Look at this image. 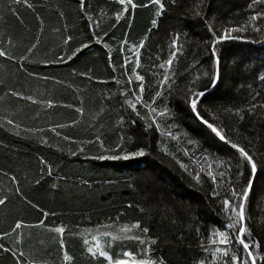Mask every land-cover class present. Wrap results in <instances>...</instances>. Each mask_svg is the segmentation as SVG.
<instances>
[{"label": "trees", "instance_id": "16d2710c", "mask_svg": "<svg viewBox=\"0 0 264 264\" xmlns=\"http://www.w3.org/2000/svg\"><path fill=\"white\" fill-rule=\"evenodd\" d=\"M29 2L34 5L32 8L0 0V48H6L17 58L15 61L0 58V196L9 197L6 205L0 206V234L9 231L17 219L29 225L38 221L46 226L62 225L66 227L63 238L66 250L74 257L73 264H93L82 254L81 240L69 233L97 223L139 220L142 226L149 227L151 236L159 237L153 246L155 255L166 264H194L206 256L210 259L201 244H208L207 237L213 229L230 231L224 227L226 218L217 212L227 189L224 184L214 185L203 173L201 183L196 184L173 157L195 172L199 171L196 161L203 163V157L207 156L215 172L226 173L225 184L229 176L235 178L240 157L229 145L213 138L184 104L189 81L200 76L196 87L203 90L207 86L205 102L200 105L202 115L222 128L233 142L255 154L257 172L246 216L250 217L253 239L261 245L253 251L264 252V109H258L243 122L225 111L264 103L261 82L264 35L249 29L235 33L241 39L217 47L222 53V79L212 88L202 75L211 68L204 43L210 37L204 23L193 17L198 0H176L175 6L171 0H164L166 10L161 17L154 16V6L135 9L129 6L119 21L115 12L123 6L115 0H85L84 12L79 0ZM134 2L140 5L147 0ZM251 2L204 0L201 16H206L217 30L237 26L255 10L248 8ZM260 7L257 5V9ZM87 15L93 19L88 20ZM153 18L158 21L157 27L151 24ZM257 23L264 25V21ZM177 31L181 33L183 52L173 62L175 75L171 79L175 85L166 84L163 90L166 99L156 104L162 109L166 103L171 114L157 118L159 132L155 125L145 132L147 122L138 119L119 95L120 91L137 85L134 78L128 84L131 68L135 67L128 48L145 40L138 72L145 77L144 100L150 102L158 87L157 80L163 78V70L151 65L167 59L171 34ZM68 36L71 40L65 45L63 40ZM96 36L103 37L102 43L95 42ZM9 39L11 44L7 43ZM121 41L127 42L123 51ZM33 43L37 46L28 59L19 61V56ZM81 44L88 46L68 60L67 56ZM109 55L115 71L109 66ZM157 56L161 61L156 60ZM124 57L130 59V64L121 67ZM153 72L157 75L153 76ZM22 97H32L38 102ZM39 101H51V107ZM77 108L83 112H77ZM139 111L147 115L148 109ZM8 120L13 124L8 125ZM56 125L64 127L55 128ZM169 131L177 140L166 134ZM189 140L194 144L190 145ZM118 143L125 151L144 147L146 154L128 160L92 158L120 154V149L115 153L106 151L115 149ZM78 148L83 151H77ZM162 149H167L168 154ZM185 150L188 155H184ZM213 157L222 162L219 168ZM42 159L45 165L40 164ZM47 165L52 167L51 176L46 174ZM42 169L44 178L37 184ZM12 176L18 179V184L10 182ZM213 188L220 192L218 198L212 197ZM20 232L21 245H15V234L0 238V244L24 252L20 258L23 264L33 259L60 264L59 245L53 240L56 234L35 227H25ZM125 249L138 250L135 242H119L113 252L122 253ZM15 260L11 253L0 250V264H15Z\"/></svg>", "mask_w": 264, "mask_h": 264}, {"label": "snow or ice", "instance_id": "6c2138e0", "mask_svg": "<svg viewBox=\"0 0 264 264\" xmlns=\"http://www.w3.org/2000/svg\"><path fill=\"white\" fill-rule=\"evenodd\" d=\"M115 2L121 6H123L120 10L115 12V19L119 21L122 16H124L125 12L128 10L130 6L131 9H135L139 7H148L149 5L155 7L154 16L161 17L165 10L166 4L164 0H147V3L137 5L134 0H115ZM23 4L25 7L32 8L34 5L29 2V0H10V5L15 6L19 4ZM81 11L84 12V4L85 0H79ZM171 4L173 6L176 5V0H171ZM204 4V0H198V3L194 6L195 11L193 13L194 18H199L201 22L204 23L207 33L210 37V40L204 41L207 46L209 52V59L211 60V68L209 71L203 72L202 75L206 77L212 87H216L218 82L222 79V53L217 51V47L226 42L236 41L241 39L239 35L235 33L245 32L247 30H251L253 32L261 33L264 35V25H260L258 21H264V0H252V2L248 5L249 9H255L251 12L250 15L247 16V19L244 23L239 24L237 26H225L222 30H217L210 22L207 21L206 16H201V6ZM257 5L261 7L257 9ZM11 7L9 11H11ZM88 20H92V15H87ZM151 24L154 27L158 26L157 19L153 18L151 20ZM98 26V25H97ZM92 27V25H89ZM115 27V25H113ZM107 33H105V36ZM172 38L170 40L169 45V55L167 59L161 61L159 56L156 57L157 61H161L160 63H153L151 65L152 68L163 70L162 76L163 78L157 80V88L154 91V94L151 95L150 102H146L144 100V92H145V77L139 74L138 69L140 68V50L145 45V40L141 39L138 44H133L130 48H128L129 52L133 53L135 59V67L131 68V75L128 79V84H132V79L134 78L137 82V85L133 88H126L123 91H120L119 95L124 97V105L131 109L133 113L137 116L138 119L146 121L147 127L145 128V132H147L148 128L153 127L155 125V130L159 132L161 130L160 127V119H163L166 115L171 114V110L168 108L165 103L162 109H158L156 104L159 101H163L166 99L164 96V87L166 84L175 85V81L171 79L174 72H172L173 62L178 57V55L183 52V45L180 43L181 33L179 31L171 34ZM184 36L187 37V33H184ZM71 37L68 36L63 40V43L68 44ZM103 37L96 36L95 42L97 44L102 43ZM8 44H11V40L7 41ZM126 41H121V51L124 50V46L126 45ZM37 44L33 43L31 47L27 48V52L24 55L19 56V61L23 62L28 59V54L32 53L36 48ZM87 44H81L80 47H77L75 50L71 52V55L67 56L68 60H71L78 53L81 52L83 48H86ZM104 47L108 48V44L104 43ZM0 58H5L7 60L15 61L17 58L10 55L6 48H0ZM59 59V58H58ZM130 64V59L128 57L123 58V64L121 67L127 66ZM109 66L113 68L115 71V66L111 63V55H109ZM128 75L127 72L124 73ZM153 76L157 75V72L152 73ZM113 79L116 81L118 85L121 84L120 80H116L115 77ZM200 81V76L194 77L191 81H189V86L186 88L183 101L191 115L194 117L196 121H198L201 125H203L209 133L213 136V138L218 139L226 145H229L231 149H234L236 153L239 154L240 160L237 161L236 164V172L235 178L233 179L229 176L227 183L225 184L224 176L225 172H215L212 164L208 163V157H203V163L201 161H196V164L199 167V171H193L186 164L181 162L179 159L173 157L176 160V163L179 165L180 169L186 172L192 180L196 182V184L201 183V174L207 175L212 183L215 184H224L227 191L224 195V198L221 200V207L217 209L219 215H223L226 218V223L224 227L227 228L228 232L223 230L213 229L210 235L207 237L208 244H201V248L203 252L208 253V256L198 259L194 261V264H260L261 260H264V252H254V247H261L259 241L253 239V233L249 226L250 217L246 216V210L248 207V199L250 192L254 186V176L257 172V163L256 157L254 153L246 150L239 143L233 142L230 138H228L224 134V130L217 126L213 121L206 119L204 115H202L200 110V105L205 102L207 86L201 90L196 87V84ZM261 82L264 83V77L261 78ZM172 88L168 89V93L171 94ZM14 96H18L19 93L12 92ZM23 99L32 100L33 103H37L38 101L33 100L32 97H22ZM40 103H47L49 107H51V101H39ZM139 108H147V115H142L139 111ZM258 109H264V103L256 104L250 103L247 108L237 107L235 109L228 108L225 111L239 119L241 122L245 120L246 117L253 116ZM77 112L82 113V108H77ZM211 115V112H209ZM95 119V116L93 117ZM122 119V118H121ZM8 125H12L13 121L8 120ZM75 123V121L73 122ZM120 123V120L117 121V124ZM64 127V125H56L55 128ZM53 128V130H55ZM18 135V133H16ZM172 140H177V136L173 135L171 131L166 133ZM59 135V133H57ZM68 139V137H65ZM99 140V137H97ZM91 143V141H89ZM188 143L193 145L194 142L189 140ZM101 148L103 149V144H101ZM116 149H120V154H111V155H97L92 157L93 159L98 160H128L132 158L143 157L146 154L144 147H137L134 151H125L122 148L121 144H116L115 149L109 148L106 151L115 153ZM77 151H83L82 148H78ZM162 151L167 153V149H162ZM72 155H76V152H72ZM184 155H188V151L185 150ZM213 163L216 165V168L221 166V161L217 160L213 157ZM40 164L45 165V160H40ZM48 171L47 175L51 176L52 167L51 165H47ZM41 175L39 179L35 181V183L39 184L41 180L44 178L43 169L41 170ZM217 176L220 177V180L217 181ZM10 182L12 184H18L19 181L15 176L10 178ZM53 187H56L53 184ZM17 195L20 194V189H16ZM212 197L218 198L220 196V192L217 191L216 188L212 190ZM9 197L7 195L0 196V206L6 205ZM45 216L48 213H44ZM25 227H35V228H45L46 231L56 234L53 236V240L58 242L59 251L61 253L60 256V264H73L74 257L69 254L66 250V245L64 241V235L66 234V227L62 225L58 226H46L43 221H38L34 225L26 224L24 221L17 219L14 224L11 226L9 231H5L0 234V238L8 237L10 235L15 234V245L19 246L23 243V235L20 230ZM199 232V229H197ZM57 235L59 237L57 241ZM69 235L77 236L82 242V254L87 255L93 264H166V261L162 257H157L155 255V249L153 246L157 245L159 241V237H153L150 235V229L147 226H142L141 221L136 220L134 222H127L121 224L118 220L110 221L107 223H97L94 226H87L80 229V231L76 233H69ZM119 242H135L137 245V251L132 250H123L122 253L114 254L113 249ZM242 248V255L240 254V250ZM0 250L5 253H11L13 257L16 258L15 264H23L22 257H24V252H17L15 247H7L3 244H0ZM28 264H48L47 260H31Z\"/></svg>", "mask_w": 264, "mask_h": 264}, {"label": "water", "instance_id": "95a60500", "mask_svg": "<svg viewBox=\"0 0 264 264\" xmlns=\"http://www.w3.org/2000/svg\"><path fill=\"white\" fill-rule=\"evenodd\" d=\"M212 88H213V87H212ZM212 88H211V89H212Z\"/></svg>", "mask_w": 264, "mask_h": 264}]
</instances>
